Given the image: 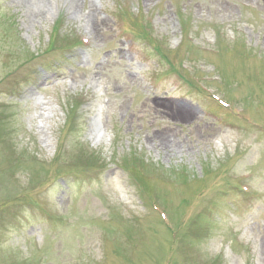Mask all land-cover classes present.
Instances as JSON below:
<instances>
[{
	"label": "rangeland",
	"instance_id": "1",
	"mask_svg": "<svg viewBox=\"0 0 264 264\" xmlns=\"http://www.w3.org/2000/svg\"><path fill=\"white\" fill-rule=\"evenodd\" d=\"M0 264H264V0H0Z\"/></svg>",
	"mask_w": 264,
	"mask_h": 264
},
{
	"label": "trees",
	"instance_id": "2",
	"mask_svg": "<svg viewBox=\"0 0 264 264\" xmlns=\"http://www.w3.org/2000/svg\"><path fill=\"white\" fill-rule=\"evenodd\" d=\"M77 43H78V42H77ZM239 191H240V190H239ZM241 191H242V190H241ZM241 191H240V192H241ZM241 193H242V192H241Z\"/></svg>",
	"mask_w": 264,
	"mask_h": 264
}]
</instances>
